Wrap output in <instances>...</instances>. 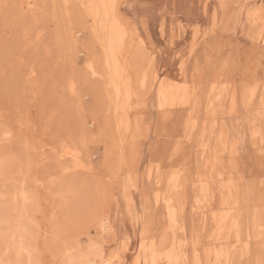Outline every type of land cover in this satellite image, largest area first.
Instances as JSON below:
<instances>
[{"label": "rangeland", "instance_id": "rangeland-1", "mask_svg": "<svg viewBox=\"0 0 264 264\" xmlns=\"http://www.w3.org/2000/svg\"><path fill=\"white\" fill-rule=\"evenodd\" d=\"M118 4L129 30L121 56L134 92L131 125L120 131L103 47L82 1L0 0V264H135L152 240L159 248L174 240L184 264L193 263L195 248L204 264H216L220 246L230 250L222 264H264V135L252 133L254 121L264 134V0ZM169 82L189 87L162 112L158 90ZM75 149L82 168L65 154ZM199 180L210 191L202 203ZM233 183L243 192L223 231L217 216L234 204L226 206L220 191ZM22 192L30 196L26 208ZM168 194L181 208L176 227L162 197ZM239 215L243 234H251L246 253L232 223ZM106 216L110 232L101 230ZM19 220L25 227L18 232Z\"/></svg>", "mask_w": 264, "mask_h": 264}, {"label": "bare ground", "instance_id": "bare-ground-1", "mask_svg": "<svg viewBox=\"0 0 264 264\" xmlns=\"http://www.w3.org/2000/svg\"><path fill=\"white\" fill-rule=\"evenodd\" d=\"M82 3L85 5V8H86V12H87V15L89 16V18L92 20V23H93V33L96 35V37L98 38V40L100 41V44L102 45L103 47V52H104V64L102 66V71L103 73H105V76H106V81L112 91V94L110 93L111 95V98L113 99L114 103H115V107H114V110L116 114V117H118L117 119V128L118 131H120V129L123 127L124 129H128L131 125V122H130V117H129V107H130V102H131V99L133 97V93L132 92V83H131V80H130V77L128 76V73H127V67L124 63V60L122 59V51H123V48H124V45L126 43V40H127V37L129 35V30L127 28V26L125 25V23L123 21L120 20V24H121V29H113L110 21L108 20L107 16L105 15V12H104V9L101 8V7H93V6H100V5H103L105 3H110L112 2V0H81ZM58 2V1H57ZM80 2V1H79ZM116 3H118V0H115ZM61 3V2H60ZM63 3V2H62ZM72 3V2H71ZM76 3H78L76 1ZM79 4V3H78ZM77 5V4H76ZM65 7V6H64ZM83 7V6H82ZM70 14V13H68ZM73 30V29H72ZM263 33H262V39L264 42V30H262ZM74 34H77V32H74ZM254 38V37H253ZM144 42V41H143ZM140 43H142V41H140ZM145 44V43H144ZM142 46V44H141ZM144 46H142L143 48ZM144 50V49H143ZM146 53V51H145ZM150 59V61L152 62L153 60L150 58L151 54L152 53H147ZM103 57V56H102ZM134 63V62H133ZM149 63V61H148ZM153 64V63H152ZM88 67L92 70L93 74L95 73V75H101L102 74V71L100 72V69L98 71V68H100L98 66V68H96V65L94 62L92 61H89L87 63ZM133 65V64H132ZM141 74V73H140ZM144 74V73H143ZM196 74V73H195ZM154 76V75H153ZM157 76V75H156ZM190 76V75H189ZM145 78V77H144ZM193 78V77H192ZM195 78V76H194ZM217 78V77H216ZM188 82V80H187ZM195 83V82H194ZM192 83V84H194ZM160 84V83H159ZM191 84V83H190ZM188 84L186 82H183V83H174V82H169L166 84V86L162 83L159 90H158V106L160 107V109H162L161 111L163 112V110H167L168 107L170 106H175L176 105V97H177V92L178 91H181L182 93L184 92H187V88L189 87V85L187 86ZM197 85V84H196ZM192 86V85H191ZM259 87V86H258ZM216 88V85H213L212 86V90ZM150 89V88H149ZM134 90V89H133ZM148 90V89H147ZM256 90H257V86L254 87L253 89L250 90V98L253 99L254 95L256 94ZM193 92V91H192ZM249 92V91H248ZM247 92V94H248ZM263 93V92H262ZM180 94V92H179ZM178 94V95H179ZM182 95V94H180ZM236 94H233L232 96V103H233V109L236 108ZM183 97V95H182ZM184 97H185V93H184ZM183 97V98H184ZM249 98V97H248ZM188 99H191V98H188ZM182 101V100H181ZM178 102V101H177ZM182 103V102H181ZM262 104V103H261ZM264 104V103H263ZM264 107V105H263ZM262 107V108H263ZM178 110V109H177ZM264 111V110H261V112ZM170 112V111H169ZM234 112V111H233ZM260 112V113H261ZM167 113V112H166ZM172 113V112H171ZM171 113H167V115L170 116ZM120 114V115H119ZM158 114V113H157ZM161 115V114H160ZM166 115V114H165ZM164 115V116H165ZM0 116L3 117V115L0 114ZM163 116V115H162ZM161 116V117H162ZM171 116H173L171 114ZM170 116V117H171ZM160 117V118H161ZM192 117V128H191V131L192 129H194V127L196 126L197 124V116L193 115L191 116ZM164 118V117H163ZM167 120L169 119V117H166ZM165 118V119H166ZM209 118V117H208ZM1 119V118H0ZM135 120V119H134ZM189 120V119H188ZM163 121V120H162ZM190 121V120H189ZM209 122V121H208ZM211 122V121H210ZM164 123V122H163ZM167 123V122H166ZM189 123V122H188ZM206 123V122H205ZM150 124V123H149ZM161 124V122H160ZM212 124V123H211ZM252 125H253V130H252V133L256 136V135H261V137H263V127H261V125L259 124H256L254 121H252ZM157 126V125H156ZM189 126V125H187ZM186 126V127H187ZM207 126V125H206ZM139 127V125H138ZM148 127H151V126H148ZM161 127V125H160ZM158 128V127H157ZM164 128V126H163ZM186 129V128H185ZM163 130V129H162ZM167 130V129H166ZM188 130V129H186ZM158 131V130H157ZM156 131V132H157ZM165 130H163L162 133H164ZM166 132V131H165ZM188 133V131H186ZM192 133V132H191ZM157 134V133H156ZM190 134V133H189ZM206 134V133H205ZM6 135V134H5ZM123 135V134H121ZM125 135V134H124ZM139 136V135H138ZM159 136V135H157ZM258 137V136H257ZM227 138V137H226ZM264 138V137H263ZM222 139V138H221ZM263 140V139H262ZM260 141V140H259ZM183 143V141H181ZM123 143V142H122ZM177 143V142H176ZM175 143V144H176ZM179 143V142H178ZM181 144V143H180ZM223 145V144H222ZM176 147V145H174ZM173 146V148H174ZM180 146V145H179ZM166 148V147H165ZM164 148V149H165ZM112 149V148H111ZM120 149V148H119ZM175 149V148H174ZM178 149V148H177ZM200 149V148H199ZM225 149V148H224ZM235 149V147H234ZM121 151V150H120ZM175 151V150H174ZM117 152V150H116ZM171 152V151H170ZM176 152L178 153V150H176ZM258 152V151H257ZM173 153V152H172ZM64 154V153H63ZM65 154H68L69 156H71L72 160L74 159L75 160V163L76 165H82L80 162H81V159H80V155H79V152H77V150H71V151H65ZM165 154V153H164ZM203 154V153H202ZM210 155V154H209ZM63 156V155H62ZM68 156V157H69ZM165 157V156H163ZM207 157H204L203 155V158L202 159H205ZM256 158V157H255ZM207 160V159H206ZM210 162V160H207ZM199 162V161H198ZM160 163V162H159ZM162 163V161H161ZM3 164V162H2ZM4 165V164H3ZM73 165V164H72ZM152 165V164H151ZM78 166V167H79ZM156 166L158 167V165L156 164ZM155 166V168H156ZM68 167V166H67ZM77 167V166H76ZM81 167V166H80ZM82 168V167H81ZM152 168L154 167H149L150 171H148L149 173H151L153 170ZM160 168V167H159ZM184 168V167H183ZM207 168V167H206ZM215 168V166H214ZM186 169V167H185ZM224 169V168H223ZM173 170V169H172ZM215 171L217 169H214ZM157 171V170H156ZM183 171V170H181ZM187 171V170H186ZM185 171V173H186ZM218 171V170H217ZM163 172V171H162ZM161 172V174H162ZM166 172V171H165ZM160 173V172H159ZM184 173V172H182ZM181 173V174H182ZM176 174V172H175ZM187 174V173H186ZM201 174V173H200ZM213 174V173H212ZM218 174V173H217ZM26 175V174H25ZM174 175V174H173ZM219 175V174H218ZM161 175H159L160 177ZM176 176V175H175ZM180 175H178L177 179H179ZM184 176V175H183ZM182 176V177H183ZM205 176V175H204ZM213 176V175H212ZM223 176V175H222ZM240 176V175H239ZM168 177V176H167ZM171 177V176H170ZM196 177V176H195ZM175 177H171L170 178V182H172V185L173 187H176L177 185L179 184H176L173 180H174ZM184 178V177H183ZM199 178V176H198ZM215 178V177H214ZM217 178V177H216ZM164 179V178H163ZM243 179V178H242ZM180 180V179H179ZM185 180V179H184ZM214 180V179H213ZM229 180V179H228ZM40 181V180H39ZM159 181V180H158ZM182 181V180H181ZM198 182V181H197ZM215 182V181H214ZM213 182V183H214ZM169 183V182H168ZM183 183V182H182ZM202 183L200 180L198 182V184ZM204 183V181H203ZM229 183V182H228ZM170 184V183H169ZM223 183H221L220 185H222ZM171 185V186H172ZM187 185V184H186ZM201 187H198V189L200 190L199 194H197V202H201V198L200 196L203 194H206V197H207V194L208 192L210 193L208 187L206 185H202L200 184ZM180 186V185H179ZM183 186V184H182ZM213 188H214V185H212ZM178 188V186L176 187ZM182 189V188H180ZM219 189V188H218ZM21 190V189H20ZM169 190V189H168ZM172 190V189H171ZM186 190V189H185ZM220 190V189H219ZM17 191V190H16ZM184 191V190H183ZM21 192V191H20ZM168 192V191H167ZM219 192V191H218ZM223 195L222 199L224 201L225 204H227L226 206H229V202H232L234 204L233 208L231 207H228V210L226 209L224 212H221L218 214L217 216V224L220 226H222V229L224 231L225 229V225L229 224V221H231L234 217V212H238L239 210V206H240V201H241V195H242V192H243V188L241 185H238V184H227V185H223L222 186V189L220 191ZM14 193V192H13ZM28 192H22V194H19L18 197L21 198V202L23 204V207L26 208V205L28 203V201L30 200V196L27 194ZM174 194V192H172ZM170 192V194H172ZM182 193V192H181ZM162 194V193H161ZM11 196V195H10ZM16 196V195H14ZM13 196V197H14ZM182 196V195H181ZM163 197V200L165 202V207L167 209V213H168V216L170 217L173 225L176 227V222L181 218L178 219V215H179V209L180 208V204L178 202H176V198H174L172 195H167V196H162ZM186 197V196H185ZM205 197V196H204ZM210 197V196H209ZM161 196H160V192L156 194V199L157 200H160ZM16 201L17 200V196L14 198ZM202 200H205V199H202ZM210 200V199H209ZM18 201V200H17ZM179 201V200H178ZM181 201V200H180ZM179 201V202H180ZM185 202V201H184ZM206 202V201H205ZM204 202V203H205ZM158 203V202H157ZM160 203V202H159ZM187 203V201H186ZM202 203V202H201ZM200 203H198L199 205ZM201 205V204H200ZM182 206V205H181ZM209 206V205H208ZM186 207V206H185ZM182 209H184L182 207ZM234 209V210H233ZM233 210V211H232ZM182 211V210H180ZM183 212V211H182ZM23 213V212H22ZM21 213V216L24 215ZM20 216V217H21ZM181 216V214H180ZM240 217L238 216H235V219H234V223L235 224V227H238L240 226L239 228L240 229H235L236 231V241L237 242H243L245 241V243L243 244L244 245V248H243V251L244 253L248 252L249 250H251V243H250V240H249V237L251 236L250 232H245V234H243L244 232V223L242 222V218H241V215H239ZM1 217V215H0ZM183 218V217H182ZM202 218V217H200ZM210 218V217H208ZM2 219V218H1ZM3 219H6V218H3ZM0 220L1 224L3 225L2 222H5L6 221H3ZM100 220V226H101V230L103 231H112L113 229V226L111 225V222H110V218L109 217H101L99 218ZM260 220V217L257 216L256 217V220H255V228L256 229H259V227H262V224H261V221ZM180 221V220H179ZM10 222V221H9ZM7 222V223H9ZM0 224V226H1ZM12 224V223H11ZM234 224H232L231 226H234ZM238 225V226H237ZM15 230H17L19 232L20 229H22L23 227H25V225H23V222H21L20 220L17 221L15 223ZM6 227V226H5ZM4 226H1L0 229L1 230H4L5 228ZM12 228V225L10 226ZM181 228V231H183V225L179 226ZM173 228V227H172ZM9 229V228H7ZM227 229V228H226ZM263 229V228H262ZM14 231V230H13ZM12 231V232H13ZM145 231V229H144ZM180 231V232H181ZM220 231V230H219ZM223 231L219 234V236L223 233ZM1 232V231H0ZM15 232V231H14ZM4 233V232H3ZM2 233V234H3ZM17 234V233H16ZM147 232L145 231L144 235H146ZM207 234V232H206ZM244 235L246 237H244ZM221 237V236H220ZM2 238V236L0 237ZM23 238V237H22ZM153 239V238H152ZM183 239V238H182ZM23 240V239H22ZM233 240V239H232ZM1 241V240H0ZM168 241V240H167ZM21 242V246L19 247L21 250H23L24 248L27 249V244L26 245H23V241H19V243ZM182 243H183V240H180L179 242V247L182 246ZM195 243V242H194ZM233 244V243H231ZM159 246V245H158ZM157 244H156V241L155 240H152V242L150 243V245L148 247H146V249L144 250V254H142V251L140 254H138L136 260H135V264H184V254L185 252L183 251H179L178 253H176L174 251V240H171L169 242H167L166 244H164L162 247H158ZM219 246V245H218ZM217 246V247H218ZM144 247V245H143ZM18 248V249H19ZM195 248V247H194ZM19 249V250H20ZM24 249V250H25ZM28 251L30 253L29 255V258L31 257V254L33 252V249H31V246H28ZM230 251V250H229ZM229 251H228V248L227 247H223V246H220L218 249L215 250V256H214V260L216 261V264H222V261L223 260H226L229 261L230 260V254H229ZM28 253V254H29ZM19 256V255H18ZM188 256V254H187ZM17 257V256H16ZM119 258V254L118 253H113L112 254V257H111V260H114V259H118ZM17 259V258H16ZM210 259V258H209ZM12 261V260H11ZM88 261H91V262H94V259L91 258L89 259ZM110 261V260H109ZM10 260L8 261V264ZM85 262V261H84ZM107 262V261H106ZM188 262V260H187ZM235 262V261H234ZM87 263V262H85ZM104 263V262H103ZM20 264V263H19ZM70 264V263H69ZM71 264H74L71 262ZM78 264V263H77ZM79 264H84V263H79ZM192 264H204V260L202 259V256H201V253L199 252V250L197 248L194 249V256H193V263ZM214 264V263H213Z\"/></svg>", "mask_w": 264, "mask_h": 264}, {"label": "snow or ice", "instance_id": "snow-or-ice-1", "mask_svg": "<svg viewBox=\"0 0 264 264\" xmlns=\"http://www.w3.org/2000/svg\"><path fill=\"white\" fill-rule=\"evenodd\" d=\"M93 7H101L104 9L105 15L107 16L108 20L110 21L113 29H121L120 24V8L121 5L116 3L115 0H112L110 3H105L100 6H93ZM88 264H92L91 261H88Z\"/></svg>", "mask_w": 264, "mask_h": 264}]
</instances>
